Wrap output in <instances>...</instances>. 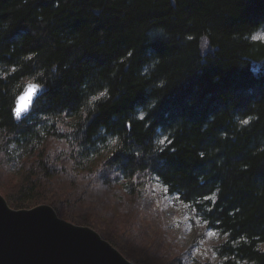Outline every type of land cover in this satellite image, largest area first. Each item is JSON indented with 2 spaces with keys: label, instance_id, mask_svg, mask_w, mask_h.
<instances>
[{
  "label": "trees",
  "instance_id": "16d2710c",
  "mask_svg": "<svg viewBox=\"0 0 264 264\" xmlns=\"http://www.w3.org/2000/svg\"><path fill=\"white\" fill-rule=\"evenodd\" d=\"M262 30L264 0H0V170L21 176L10 208L68 171L70 198L87 187L52 206L72 223L68 211L118 187L148 205L158 184L220 236L221 264H264ZM29 82L43 93L18 121Z\"/></svg>",
  "mask_w": 264,
  "mask_h": 264
},
{
  "label": "rangeland",
  "instance_id": "374dc122",
  "mask_svg": "<svg viewBox=\"0 0 264 264\" xmlns=\"http://www.w3.org/2000/svg\"><path fill=\"white\" fill-rule=\"evenodd\" d=\"M262 35L264 30L255 36ZM62 150L65 153L69 151L57 143L48 145L50 153ZM16 174L18 173L0 170V195L3 197L12 195L11 191L15 189L13 187L20 182L21 176ZM74 175L76 173L68 171L65 174L68 178L54 179L51 187L46 189V197L36 200L30 209L41 205L53 208L52 204L58 207L60 200L64 198L78 202V197L87 185L84 180H80L79 183L85 184L76 195L77 198H70L74 187L71 186L70 177ZM75 186L80 187L79 184ZM144 197L148 205L139 204L137 199L126 195L121 188H114L106 192V197L97 203L82 206L83 203L80 207L73 208L75 212L68 211L66 216L75 219L73 223L65 221L91 228L101 237L106 235L113 242L116 237L127 241L130 251L136 252L144 261H149V264H221L215 247L222 239L218 234L210 236V230L205 229V224L180 204L177 197L166 194L158 184H154V188L144 189Z\"/></svg>",
  "mask_w": 264,
  "mask_h": 264
},
{
  "label": "water",
  "instance_id": "95a60500",
  "mask_svg": "<svg viewBox=\"0 0 264 264\" xmlns=\"http://www.w3.org/2000/svg\"><path fill=\"white\" fill-rule=\"evenodd\" d=\"M36 86L30 107L17 118L26 119L43 93L27 83L14 101ZM0 264H133L91 228L60 219L51 206L14 210L0 195Z\"/></svg>",
  "mask_w": 264,
  "mask_h": 264
},
{
  "label": "snow or ice",
  "instance_id": "6c2138e0",
  "mask_svg": "<svg viewBox=\"0 0 264 264\" xmlns=\"http://www.w3.org/2000/svg\"><path fill=\"white\" fill-rule=\"evenodd\" d=\"M189 39H192V37H189ZM252 39L253 40H257V39L264 40V35H262L260 37L253 36ZM202 47H206V41H205V44L202 45ZM129 55H132V54L129 53ZM253 71L255 72V71H257V69L254 68ZM35 92H36V86L31 85V86H29L27 93L25 95L19 97L20 102L14 107V112H15V115L17 116V118H20L21 114L23 112H26L28 107H30L32 99H33V95ZM104 95H106V92L100 93V96H104ZM92 99L95 100V99H97V97H93ZM139 118L141 120H143L145 117L142 114ZM248 122H249V120L245 119L241 123L247 124ZM127 127L130 130L131 129V123H129ZM111 143H113V144L116 143V140H112ZM167 143H171V141H169L167 137H162L161 139L158 140L159 145H165ZM159 150L163 151L164 149H163V147H161ZM172 150L174 151V149H172ZM137 155H139V153H137ZM200 155H201V157H203L204 153H200ZM157 179H158V177H157ZM167 191H168L167 187L165 186V193L166 194H167ZM210 198L211 197H205V199H210ZM209 211H211V209H209ZM215 234L216 233L214 230L209 232L210 236L215 235Z\"/></svg>",
  "mask_w": 264,
  "mask_h": 264
}]
</instances>
